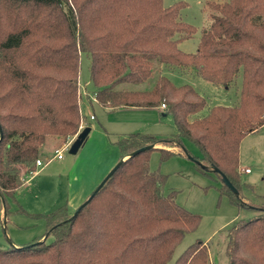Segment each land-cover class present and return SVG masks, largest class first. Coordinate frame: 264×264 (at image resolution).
Segmentation results:
<instances>
[{"label":"trees","instance_id":"trees-1","mask_svg":"<svg viewBox=\"0 0 264 264\" xmlns=\"http://www.w3.org/2000/svg\"><path fill=\"white\" fill-rule=\"evenodd\" d=\"M187 5L0 0V215L8 213L6 198H14L37 171L46 140L66 142L80 131L82 54L90 60L97 104L110 111L164 104L175 129L168 136L119 138L120 166L89 203L74 217L66 207L40 216L47 234L0 249V264H210L209 248L200 241L174 259L201 218L179 206L173 193L165 194L166 176L150 169L154 151L163 161L192 155L185 141L200 152L192 155L199 170L216 173L237 207L256 211L228 231V264H264V205L249 206L243 189L252 186L241 183L239 165L242 140L264 126V0L206 1L210 25L195 53L179 48L197 34L181 18ZM164 67L192 69L225 87L242 74L239 102L200 116L206 99L190 85H174ZM122 84L133 89H119Z\"/></svg>","mask_w":264,"mask_h":264},{"label":"rangeland","instance_id":"rangeland-1","mask_svg":"<svg viewBox=\"0 0 264 264\" xmlns=\"http://www.w3.org/2000/svg\"><path fill=\"white\" fill-rule=\"evenodd\" d=\"M180 1L188 4L181 13L182 20L194 25L197 34L182 41L179 48L185 53H195L203 31L210 25V11L206 8V1L209 0H164V6L169 7ZM89 63V57L82 54L79 80L82 93L81 113L87 125L92 128L86 144L75 155L70 153V147L63 152L64 159L58 160L54 155L56 151H63L65 142L52 137L46 140L41 152L43 166L37 167V171L27 177V181L14 198H6L8 213L5 216L3 210L0 215L1 250L12 246H25L45 236L47 221L40 216L48 215L61 207L75 213L118 164L120 153L116 143L119 138L132 133L168 136L175 132L173 119L168 114L161 117L151 111L105 113L91 96L95 89L90 81ZM162 74L178 87L192 86L206 99L207 107L200 116H205L215 106H235L239 102L242 74L230 87L206 81L192 69L182 71L164 67ZM148 86L143 85L141 89H147ZM119 89L133 88L128 84H122ZM84 90L89 93L90 98L86 96ZM91 116L96 119L91 120ZM121 117L127 118L126 123L114 120ZM160 121L165 124H160ZM83 129L84 127L80 128L72 139L75 140ZM185 150L193 156H200L199 150L187 141ZM192 155L174 156L163 161L161 153L154 151L150 159V169L166 176L165 194L173 193L179 206L201 218L200 226L185 237L177 248L174 259L190 245L200 241L209 248L210 264H228L226 256L228 231L239 219L252 217L256 211L237 207L228 193L221 191L223 184L217 174L199 170ZM239 165L241 183L252 186L243 189L249 206L264 205V126L242 140ZM245 169H249L251 174L245 173ZM0 202L4 206L1 198ZM51 241L50 236L47 242Z\"/></svg>","mask_w":264,"mask_h":264},{"label":"water","instance_id":"water-1","mask_svg":"<svg viewBox=\"0 0 264 264\" xmlns=\"http://www.w3.org/2000/svg\"><path fill=\"white\" fill-rule=\"evenodd\" d=\"M91 131V128H85L83 129L77 136V138L75 139V141L73 142V144L71 145V148H70V153L75 155L79 152V150L84 146L86 140H87V137L89 135ZM149 147L147 148H143V149H140L138 151H136L134 153L135 154H138L142 151H145L146 149H148ZM190 157V156H189ZM128 158V157H127ZM126 158V159H127ZM192 158V157H191ZM193 159V158H192ZM120 163L121 162H118V164L109 172V174L105 177V179L101 182V184L97 187V189L95 190V192L90 196V198L88 200H86V202L74 213L73 217L83 208L87 205V203H89V201L94 197V195L104 186V184L106 183V181L113 175V173L117 170V168L120 166ZM215 172L217 173H220L219 170H214ZM222 175V181L223 183L228 186V188L234 192V193H238V190L236 189V187L231 183V181L227 178L226 175H224L223 173H220ZM4 202V200H3ZM46 239V238H45ZM45 239H43V241H45Z\"/></svg>","mask_w":264,"mask_h":264},{"label":"crops","instance_id":"crops-1","mask_svg":"<svg viewBox=\"0 0 264 264\" xmlns=\"http://www.w3.org/2000/svg\"><path fill=\"white\" fill-rule=\"evenodd\" d=\"M88 97V96H87ZM89 98V97H88ZM95 103H96V105H98L100 108H102L104 111H105V113L106 112H108V113H116V112H119V113H128V111H151V112H153V113H156V115L158 114V115H160L161 117H165V115H166V109H163V107L162 106H160V107H158V108H146V109H139V108H124V109H118V110H116V111H110L109 109H106V108H103V107H101L99 104H97V102L95 101ZM90 104L93 106V103H92V101H90ZM92 117V116H91ZM91 119V118H90ZM94 119H96V117H94ZM127 119V118H126ZM126 119H122V117L121 118H115L114 120H116V121H122V122H125L126 121ZM164 119V118H163ZM92 120V119H91ZM126 123V122H125ZM159 123V122H158ZM88 123H86V120H85V117L83 116V127H84V129L85 128H88L89 127V125H87ZM160 124H165V123H162V121H160ZM161 126H164V125H161ZM91 128V127H90ZM91 131H92V128H91ZM90 131V132H91ZM157 133V132H156ZM90 134V133H89ZM159 134H162V133H159ZM89 136V135H88ZM161 136H164V135H161ZM87 139H88V137H87ZM87 141V140H86ZM85 144H86V142H85ZM84 144V145H85ZM54 157H55V155H54ZM56 158V157H55ZM57 159V158H56ZM64 159V157L62 158V159H60V160H63ZM247 174H251V172H249V173H247Z\"/></svg>","mask_w":264,"mask_h":264},{"label":"built area","instance_id":"built-area-1","mask_svg":"<svg viewBox=\"0 0 264 264\" xmlns=\"http://www.w3.org/2000/svg\"><path fill=\"white\" fill-rule=\"evenodd\" d=\"M84 92H85L86 96H88V97L90 98L89 93H88L86 90H84ZM91 96H92L93 99L96 101V94L93 93V95H91ZM162 107H163V109H166V106H165L164 104L162 105ZM91 119H94V116H92ZM81 128H83V127H81ZM70 139H72V138H69V139L65 142V146H64L63 151H56V153H55V157H56L58 160H60V159L63 158V152L66 151V150H68V149L71 147V145L73 144V142L75 141V140H73V139H72V140H70ZM69 140H70V141H69ZM36 166H37V167H42V166H43V161H42L41 159L37 160V161H36ZM244 172H245V173H249L250 170H249V169H245Z\"/></svg>","mask_w":264,"mask_h":264}]
</instances>
